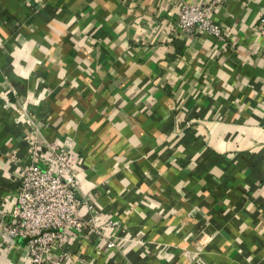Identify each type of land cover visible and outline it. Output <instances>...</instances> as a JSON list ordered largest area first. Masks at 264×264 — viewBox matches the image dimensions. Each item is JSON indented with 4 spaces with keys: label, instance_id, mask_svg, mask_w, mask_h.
<instances>
[{
    "label": "crops",
    "instance_id": "0c3cea01",
    "mask_svg": "<svg viewBox=\"0 0 264 264\" xmlns=\"http://www.w3.org/2000/svg\"><path fill=\"white\" fill-rule=\"evenodd\" d=\"M212 1L220 37L177 27L180 4ZM263 14L264 0H0V264H28L6 227L35 133L71 147L115 244L85 225L43 264H264Z\"/></svg>",
    "mask_w": 264,
    "mask_h": 264
},
{
    "label": "built area",
    "instance_id": "2783aa9c",
    "mask_svg": "<svg viewBox=\"0 0 264 264\" xmlns=\"http://www.w3.org/2000/svg\"><path fill=\"white\" fill-rule=\"evenodd\" d=\"M214 1L207 4H180L176 25L182 31H204L220 37L221 25L210 16ZM255 34H264V14L258 19ZM30 164L19 184L6 227L9 238L25 240L28 264H43L53 250L61 249L85 225L103 237L99 215L86 195L80 194V180L75 155L68 145L45 142L33 135ZM86 206L87 218L79 213ZM108 225H114L108 221ZM108 247L113 243L106 239Z\"/></svg>",
    "mask_w": 264,
    "mask_h": 264
},
{
    "label": "rangeland",
    "instance_id": "374dc122",
    "mask_svg": "<svg viewBox=\"0 0 264 264\" xmlns=\"http://www.w3.org/2000/svg\"><path fill=\"white\" fill-rule=\"evenodd\" d=\"M86 226H88V225H86ZM102 226H103V224H102L101 221L99 220V230L102 231L103 237H104V238H107V237L104 235V233H103ZM88 227H89V226H88ZM93 233L96 234V235H98L95 231H94ZM108 237H110V236H108ZM107 239H108V238H107ZM109 241H111V242L113 243V246H115L114 241H112V240H109Z\"/></svg>",
    "mask_w": 264,
    "mask_h": 264
}]
</instances>
